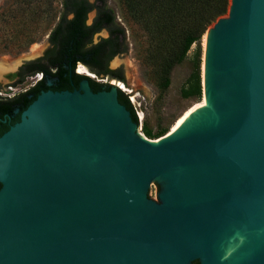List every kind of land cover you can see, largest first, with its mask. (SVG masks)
Instances as JSON below:
<instances>
[{
	"label": "water",
	"instance_id": "water-1",
	"mask_svg": "<svg viewBox=\"0 0 264 264\" xmlns=\"http://www.w3.org/2000/svg\"><path fill=\"white\" fill-rule=\"evenodd\" d=\"M205 78L158 142L111 82L41 91L0 135V264H264V0H229Z\"/></svg>",
	"mask_w": 264,
	"mask_h": 264
},
{
	"label": "trees",
	"instance_id": "trees-1",
	"mask_svg": "<svg viewBox=\"0 0 264 264\" xmlns=\"http://www.w3.org/2000/svg\"><path fill=\"white\" fill-rule=\"evenodd\" d=\"M125 19L137 25L146 36L150 55L155 64L160 67L163 75V87L169 85V73L173 66L179 64L186 57L192 45L194 50L195 71L187 83L181 88L183 97H192L195 102L201 100L202 86L200 77L201 46L200 41L210 24L227 13L229 0H120ZM50 8L44 10L50 12ZM92 10L95 15L91 23H87L88 13ZM39 11V10H38ZM31 16L40 17V13L32 12ZM35 20V21H36ZM105 29L108 32L98 42L93 43L95 33ZM28 33H22L21 40L16 47H25L29 41ZM24 39V41H23ZM127 51L124 27L115 20L113 11L106 6L105 0H62L58 20L50 29L48 47L45 56L35 70L42 66L50 68L49 78L52 85H48L46 77L31 87L28 91L18 93L12 97L1 95L0 86V135L10 125L3 120L12 118V123L19 120L20 113L43 90H71L82 79L89 81L93 91L103 89V86L93 78L76 73L74 68L78 61L88 63L91 69L99 75L109 71L111 77L122 81V74L118 77L114 71L107 68L109 60L118 54ZM23 77L14 81L21 83ZM108 85L105 89H108ZM32 93L31 97L28 94ZM118 100L131 112L133 120L137 123L133 107L127 94L118 90ZM15 110L18 112L15 113ZM142 132L147 138H157L168 132V127H161L152 131L145 124ZM199 264L198 260H194Z\"/></svg>",
	"mask_w": 264,
	"mask_h": 264
},
{
	"label": "rangeland",
	"instance_id": "rangeland-1",
	"mask_svg": "<svg viewBox=\"0 0 264 264\" xmlns=\"http://www.w3.org/2000/svg\"><path fill=\"white\" fill-rule=\"evenodd\" d=\"M61 1L0 0V61L4 62L6 67L17 63L14 68L12 67L13 69L10 68L7 71L14 70L25 62L37 60L41 57L40 55L48 47L50 29L58 20ZM89 1L94 2L95 0ZM105 3L113 11L116 22L124 27L125 43L127 46L126 52L115 55L109 60L108 67L110 70L118 71L123 75V83L131 91L128 92L122 89L121 91L127 94V97L133 95L136 102L140 104L143 119L139 133L145 136L142 132L144 124L152 131H157L161 127H168L169 131L173 123L184 111L193 104L201 102L203 98V64L206 48L204 35L212 24L209 25L200 41L202 50L200 64L202 96L200 101L195 102V99L192 97H183L181 95V88L187 83L192 72L195 71L194 50L196 45H192L181 63L173 66L169 73V85L163 87V75L160 67L155 64L150 55L143 31L137 25L125 19L120 0H105ZM48 8L51 9L50 12H45L44 10ZM34 11L41 14L37 20L36 16H31V13ZM94 15V10L88 13L86 21L88 24L92 22ZM28 31L30 32L29 39L31 41L27 44L25 43V47L17 48V43L22 41V33H28ZM99 35L106 37L107 31L103 29L99 32ZM93 41L95 42L96 40L93 39ZM80 65L85 68L83 64ZM7 71L2 73V78L6 77L4 73ZM16 71L14 70L13 73ZM93 79L105 82V78H97L96 76ZM14 80L9 77L0 79L2 95L13 96V94L21 92L29 86L27 81L14 85L12 83ZM107 82H111V80H107ZM157 194L158 188L156 187L151 198L158 200Z\"/></svg>",
	"mask_w": 264,
	"mask_h": 264
},
{
	"label": "flooded vegetation",
	"instance_id": "flooded-vegetation-1",
	"mask_svg": "<svg viewBox=\"0 0 264 264\" xmlns=\"http://www.w3.org/2000/svg\"><path fill=\"white\" fill-rule=\"evenodd\" d=\"M98 33V32H97ZM96 34V33H95ZM44 56H45V51L42 53V55H41V57H39L37 60H32V61H29V62H25V63H23L21 66H19V68L17 69V71L15 72V73H11V74H9L7 77H9V78H12V79H15L14 81H16V80H18L20 77H23V80L21 81V82H25V81H27V84L29 85V86H27L24 90H22L21 92H17V93H15V94H13V96L14 95H16V94H18V93H23V92H26V91H28L31 87H33L34 85H36L38 82H40L44 77H46V83L48 84V85H52V78H49L50 76H49V74H48V71H50V72H52L51 70H50V68H46V66L44 65V66H42V69H39V70H35V68L36 67H39V63L40 62H38L39 60H42V62H43V58H44ZM80 64H83L84 66H86L89 70H91V71H93L92 69H91V65H89L88 63H84V62H80V61H78L77 63H76V65H75V68H74V70H75V72H77V70H76V68L80 65ZM78 65V66H77ZM82 66V65H81ZM107 68L110 70V68L108 67V65H107ZM111 71H113V70H111ZM94 73H96L95 71H93ZM114 72H116V73H112V74H115V75H117L118 77L121 75V73L120 72H118V71H114ZM37 73H41L42 74V76H41V78H38L37 77V75H35V74H37ZM78 73V72H77ZM80 74H82V73H80ZM89 74V73H88ZM35 75V76H34ZM96 76H97V78L99 77H103V76H105L106 77V79H105V82H100V81H98L104 88L108 85L107 83V77H109V78H113V77H111L110 76V72L109 71H105V72H102V73H100L99 75H97L96 74ZM122 77H123V75H122ZM114 78H116V77H114ZM26 79H28V80H26ZM118 79V78H117ZM13 81V82H14ZM12 82V83H13ZM78 87H79V83H78V85L77 86H74V87H72V89L71 90H73V89H78ZM48 90H54L53 88H50V89H48ZM54 91H56V90H54ZM33 94L32 93H29L28 94V97H31ZM6 97H12V96H6ZM18 111L17 110H15V113H17ZM20 118V117H19ZM4 122H6V124H8V125H12V124H14V123H12V118L11 117H9L7 120H3ZM9 128V127H8Z\"/></svg>",
	"mask_w": 264,
	"mask_h": 264
},
{
	"label": "bare ground",
	"instance_id": "bare-ground-1",
	"mask_svg": "<svg viewBox=\"0 0 264 264\" xmlns=\"http://www.w3.org/2000/svg\"><path fill=\"white\" fill-rule=\"evenodd\" d=\"M208 38H209V30L204 35V39H205V42H206V48H205V52H204L203 98H202L201 102L193 104L186 111H184L177 118V120L173 123V125L171 126V129L166 134H164L163 136H160V137H157V138H154V139H150V138H146L144 135H142L143 138H146L147 140H150V142H158L162 138L170 136V135L174 134L175 132H177L178 130H180L184 125L187 124V122L190 119V117L192 116V114H194L199 108H202L204 106H208L207 94H206V90H205L206 53H207V46H208ZM15 64H17V63L11 64L12 66H10V67H6L5 63L0 61V74H2L3 72L7 71L8 69H10L12 67L14 68L16 66ZM85 68L83 66L79 65L77 67V72L84 73V74H88L89 73L88 74L89 76L95 78V75L93 73L89 72ZM111 83L115 84L116 86H118L120 89H122L124 91H128V92L131 91L130 89H128L126 87V85L122 81H118L116 79H111Z\"/></svg>",
	"mask_w": 264,
	"mask_h": 264
},
{
	"label": "built area",
	"instance_id": "built-area-1",
	"mask_svg": "<svg viewBox=\"0 0 264 264\" xmlns=\"http://www.w3.org/2000/svg\"><path fill=\"white\" fill-rule=\"evenodd\" d=\"M36 75H37L38 78H41V76H42L41 73H37ZM128 99H130L129 101H130V103H131V105L133 107L134 114H135V116L137 118V130L140 131L141 123H142V119H143V112H142V110L140 108V104H138L136 102V100L133 98V95L128 96Z\"/></svg>",
	"mask_w": 264,
	"mask_h": 264
}]
</instances>
